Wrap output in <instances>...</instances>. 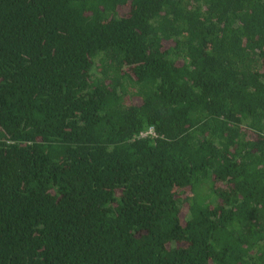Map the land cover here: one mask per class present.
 Wrapping results in <instances>:
<instances>
[{"label":"trees","instance_id":"trees-1","mask_svg":"<svg viewBox=\"0 0 264 264\" xmlns=\"http://www.w3.org/2000/svg\"><path fill=\"white\" fill-rule=\"evenodd\" d=\"M0 264H264V0H0Z\"/></svg>","mask_w":264,"mask_h":264},{"label":"built area","instance_id":"built-area-1","mask_svg":"<svg viewBox=\"0 0 264 264\" xmlns=\"http://www.w3.org/2000/svg\"><path fill=\"white\" fill-rule=\"evenodd\" d=\"M142 136L145 135V133L141 134Z\"/></svg>","mask_w":264,"mask_h":264}]
</instances>
